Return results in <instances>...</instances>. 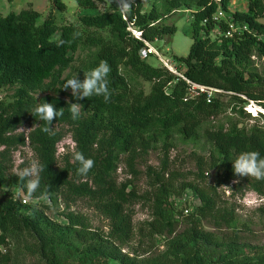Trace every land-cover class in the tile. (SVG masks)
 <instances>
[{"label":"trees","instance_id":"1","mask_svg":"<svg viewBox=\"0 0 264 264\" xmlns=\"http://www.w3.org/2000/svg\"><path fill=\"white\" fill-rule=\"evenodd\" d=\"M75 2L79 8L75 21L58 16L66 11L61 0H52L42 18L31 7L0 15V89L15 88L12 101L0 102V264H20L23 255L42 264H264V246L239 240L233 208L219 206L199 184L207 164L203 157L197 159L198 183L176 188L165 177L166 154L175 138L202 142L209 148L207 169L215 171L220 185L238 180L236 190L243 186L264 198V180L235 175L232 162L242 152L258 151L264 157V116L253 117L244 110L249 100L264 108V0H247L245 10L233 12L232 0H134L125 14L118 0ZM218 8L246 30L232 37L215 36V29L224 32L228 27L224 20H211ZM176 10L190 13L192 42L187 56L174 57L172 72L149 63L142 52L151 56L147 43L176 32L174 25L163 23ZM131 29L140 32V38ZM74 31L80 33L76 39ZM58 40L67 43L57 47ZM77 53L80 63L72 65ZM252 56L263 60L260 69ZM105 60L111 68L110 100L105 103L103 96L76 100L70 95L82 105L78 120L71 119L63 99L31 95L47 80L61 87L76 76L82 81L85 72ZM68 68L70 73L62 77ZM192 84L220 92L207 101V92L193 89ZM44 102L64 109L49 132L43 131L44 121L30 114ZM240 119L262 123L245 125ZM25 123L30 131L18 132ZM56 124L70 129L74 151L94 161L87 176L77 175L79 165L72 154L63 155L58 165L56 146L64 133L55 129ZM27 143L44 166L40 188L31 198L48 201L39 207L22 203L23 198L13 193L20 190L26 196L23 182L12 172V155ZM158 146L163 153L161 168L148 167L146 172L151 178L147 197L151 219L141 223L139 231L147 238L165 233L167 237L159 253L148 248L144 252L150 256H129L121 246L137 234L133 205L142 197L131 179L118 182L116 171L122 162L136 177L135 161ZM188 189L199 204L187 215L174 212L169 198ZM80 199L109 220L107 233L93 230L86 216L69 210L68 202ZM46 211H55L64 221H54ZM180 222L184 227L179 231ZM204 222L216 229L231 228L235 235L224 240L206 230Z\"/></svg>","mask_w":264,"mask_h":264},{"label":"rangeland","instance_id":"2","mask_svg":"<svg viewBox=\"0 0 264 264\" xmlns=\"http://www.w3.org/2000/svg\"><path fill=\"white\" fill-rule=\"evenodd\" d=\"M63 2L67 4V8L65 11L66 16H62L61 18L62 21L64 20V17L68 21H75L77 13L79 12V8L77 7L75 0H63ZM246 3L247 0H232L231 9H243ZM4 5L5 0H0V15L7 14L6 11H3ZM100 7L101 9L105 8L104 6ZM41 20H39V22ZM163 23L167 25H174L176 27V32L172 36L165 37L162 40H155L151 43H147L146 45L148 46V50L152 53V55L147 56V54L142 52V56H145L147 61L153 65H162V60L168 59L175 71L174 57L187 56L192 42L190 37V13L184 10H176L170 16L165 18ZM79 56V53L74 56L75 61L77 59L78 60L76 62L74 61L72 65L80 63ZM255 63L260 69L263 60L255 58ZM70 69L71 68H68L64 71L62 77L69 74ZM214 94L215 93L213 92V95ZM14 95V87L2 88L0 89V102H10L14 99ZM31 95L36 99L43 96H52L63 99L68 104L76 103L70 97V95H72L70 90L65 91L60 85H54L51 82H48V80L46 81V84L40 85L36 88V90L32 91ZM240 120L241 123L245 125H253L255 123H259L260 125L262 123L260 119L259 121L257 119ZM54 127L56 130L64 133L63 137L56 146L57 163L58 165H62L63 155H71L73 153L74 142L71 140V131L66 125L56 124ZM30 129V125L25 123L19 127L18 132L27 134ZM202 144V142L197 144L184 143L175 138L174 145L166 154L168 174H165V177L172 179L176 188L187 182L198 183V181H196V175L198 172L197 159L198 157H203L204 160L207 161V164L204 166L205 172L203 174V180L199 184L213 194L219 206H224L228 209L233 208L237 218L236 229L239 240L253 246H264V204L253 206L251 208L245 204L246 199H260L261 197L243 186L241 190H236V183H233V181L228 185H220L217 182L218 177L215 171L207 169L209 164V148L207 145L205 147L202 146ZM32 160H36V157L28 143L23 147H19L12 155V172L18 174V172L28 166V163ZM162 160L163 153L161 147L158 146L155 150L148 151L143 159L140 158L135 161L136 168L138 169V175L136 177L129 174L128 168H126L122 162L119 164L116 171L118 182L131 179L134 190L138 195H140V197H142L138 203L133 205L134 216L132 223L137 234L135 233L134 237L127 244L121 246L122 252L127 253L129 256H138L139 258H142L144 256H150V253L144 252V250L148 248H152L153 252L156 254L164 248V239L167 237L166 233L160 237L157 236L155 238H147L142 236L143 234L139 231L141 223L151 219L150 202L147 198L149 191V179L151 178L146 174L147 168L151 167L152 169L159 170L161 168ZM13 193L16 195L17 199L25 198L20 190H13ZM181 195H171L169 202L172 205L174 212H181L182 215H184L182 211L185 208H193V206L198 205L199 200L189 189L183 193L184 196ZM183 197H185V199H183ZM28 203L35 204L36 207H39L42 204L48 203V201L44 198L36 200L29 199ZM68 207L69 210L86 216L90 223V227L93 230H97L104 234L108 232L109 220L101 215L95 207L89 204L86 200L80 199L70 201L68 202ZM64 208L65 204L61 201L59 210H63ZM46 214L54 221L61 223L64 221L62 217L60 218L57 216L55 211H46ZM177 216L178 215H176V217ZM203 224L206 230L215 232L224 240H229L235 235L233 230L226 226H222L221 229H216L212 223L204 222ZM183 227L184 225L180 222L177 230L180 231ZM25 257L26 256L24 255L21 257L22 262H20V264H42L36 258L29 257L26 259L27 257Z\"/></svg>","mask_w":264,"mask_h":264},{"label":"clouds","instance_id":"3","mask_svg":"<svg viewBox=\"0 0 264 264\" xmlns=\"http://www.w3.org/2000/svg\"><path fill=\"white\" fill-rule=\"evenodd\" d=\"M134 0H118V8L122 14L130 11ZM73 39L79 37V32H73ZM57 47L63 46L67 43L64 40L55 42ZM111 68L108 62L101 61L98 66L84 73V79L81 81L77 76L68 79L62 86V89L67 91L71 89V94L76 100L90 98L92 96H103L105 103L109 102L111 93L108 88V75ZM81 104L70 103L69 112L71 119L78 120L81 116ZM30 114L38 117L39 120L44 121L47 125L43 131L49 132L51 130L52 122L55 118L62 117L64 109L56 110L53 104L44 102L34 107ZM72 159L79 165L77 168V175L87 176L89 171L94 167V161L91 158H86L82 152L74 151ZM233 162V172L240 177H252L257 181L264 180V157L258 151H249L240 153ZM44 170V166L38 161L32 160L28 166L21 169L17 177L20 182H23L26 189V196L23 200L27 203L40 188V172ZM233 183H239L234 180ZM226 187V186H225ZM245 204L251 208L264 204V198L260 199H246Z\"/></svg>","mask_w":264,"mask_h":264},{"label":"built area","instance_id":"4","mask_svg":"<svg viewBox=\"0 0 264 264\" xmlns=\"http://www.w3.org/2000/svg\"><path fill=\"white\" fill-rule=\"evenodd\" d=\"M216 3H219L220 0H213ZM230 12H233V10L231 9ZM263 15H264V11H263ZM211 20L213 21H220V20H224L228 27L224 32H220L219 29H215L213 31V34L215 36H224V37H232L235 33L239 34L240 30H246V26L243 25L242 27L237 26L236 24H234L231 20V15L230 13H227L225 11H223L222 9L218 8L217 11L212 15ZM131 32L133 33V35L137 38H140V32L138 31H134L131 29ZM214 35H212L214 37ZM255 56H252V59H255ZM162 65L165 66L166 68H168L170 71L175 72L171 66V63L169 62L168 59L162 60ZM192 88L193 89H201L207 92L208 95V100L211 98L213 92H220L219 90L213 89V88H207V87H202V86H198V85H194L192 84ZM244 110H246L247 112H249L251 114V116L253 117H257L259 113H261L264 116V108H262L260 105H258L256 102L249 100L248 103L244 106ZM181 196H184L183 194ZM25 198H23L21 200L22 203L23 200ZM183 199H185V197H183ZM192 207L191 208H185L182 212L184 215H187L189 212L192 211Z\"/></svg>","mask_w":264,"mask_h":264},{"label":"crops","instance_id":"5","mask_svg":"<svg viewBox=\"0 0 264 264\" xmlns=\"http://www.w3.org/2000/svg\"><path fill=\"white\" fill-rule=\"evenodd\" d=\"M61 1L63 2V0H61ZM51 2H52V0H5V5H4L3 11H6L7 14L10 12L17 13L22 9L31 7L32 9L37 11L41 15V18H42L50 10ZM65 5L67 8L66 3H65ZM245 9H246V4L243 7V9H239V10H245ZM3 16H5V15H3ZM58 16L59 17L66 16V13L65 12L64 13H58Z\"/></svg>","mask_w":264,"mask_h":264}]
</instances>
